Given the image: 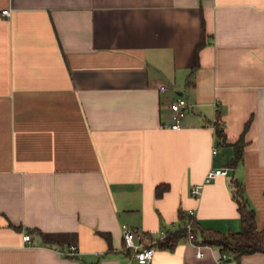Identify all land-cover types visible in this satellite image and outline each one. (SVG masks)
Here are the masks:
<instances>
[{"label":"crops","instance_id":"1","mask_svg":"<svg viewBox=\"0 0 264 264\" xmlns=\"http://www.w3.org/2000/svg\"><path fill=\"white\" fill-rule=\"evenodd\" d=\"M235 179L264 228V0H0V264H129L125 226L149 264H264L157 243L190 210L240 230Z\"/></svg>","mask_w":264,"mask_h":264},{"label":"trees","instance_id":"2","mask_svg":"<svg viewBox=\"0 0 264 264\" xmlns=\"http://www.w3.org/2000/svg\"><path fill=\"white\" fill-rule=\"evenodd\" d=\"M203 44L200 43L199 47ZM223 128L218 124L217 133L224 136ZM236 144V154L232 160V164L238 163L243 158V141L240 138ZM234 197L239 204L241 229L237 231L223 232L216 229L200 228L197 221L194 220L193 233L195 234V242L199 244L214 245L220 248L224 254H231L234 257H240L244 254L254 252H264V228L258 226L256 219V210L250 204L245 193L242 182L234 180ZM162 186H158L157 193L161 192ZM185 215H183V218ZM188 220V219H187ZM185 220L184 223L187 221ZM188 229L182 225L176 230H167L166 236L158 240V244L162 247H171L180 239L187 237Z\"/></svg>","mask_w":264,"mask_h":264},{"label":"built area","instance_id":"3","mask_svg":"<svg viewBox=\"0 0 264 264\" xmlns=\"http://www.w3.org/2000/svg\"><path fill=\"white\" fill-rule=\"evenodd\" d=\"M1 15L8 18L12 15V8H4L1 10ZM166 85H161V90H166ZM193 108V104L188 101L185 97H179L178 99H175L171 102V109L173 111V118L174 121L172 123L173 128H180L182 126V120L186 116L187 112ZM214 152L217 151V148L215 147ZM229 168L228 167H214L210 168L205 176V182H209L218 175L221 174H228ZM203 183H196L193 185L191 191L193 195H199L202 190ZM190 218L184 223V226L188 229L189 234L188 238L190 241L195 242V234L193 233L194 228V211H189ZM167 233V230L162 229L161 235L162 237H165ZM125 244L128 249L131 250V260L129 261V264H149L152 262L156 246L154 245V242L146 240L144 234L140 231H136L130 226H125L123 229ZM24 241L31 242L32 235L29 232L24 233ZM196 245L200 246L201 244L196 243ZM63 253L66 255H73L78 253V246L76 244L69 245L66 249L62 250ZM198 256H202L203 252L202 250H198L197 252Z\"/></svg>","mask_w":264,"mask_h":264}]
</instances>
